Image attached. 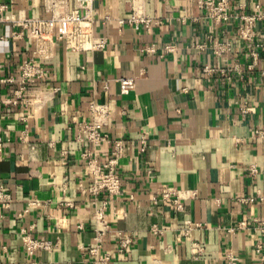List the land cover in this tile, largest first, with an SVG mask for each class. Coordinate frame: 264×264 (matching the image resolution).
Masks as SVG:
<instances>
[{
	"label": "crops",
	"instance_id": "0c3cea01",
	"mask_svg": "<svg viewBox=\"0 0 264 264\" xmlns=\"http://www.w3.org/2000/svg\"><path fill=\"white\" fill-rule=\"evenodd\" d=\"M201 1L94 0L93 35L105 46L73 51L60 40L39 59L21 19L49 17V0H0V264H93V215L103 204L107 264H231L232 256L234 264H260L264 17L244 39L240 16L264 12V0H231L230 17L220 22ZM134 9L160 23L147 32L119 22ZM30 58L46 74L17 98L20 67ZM122 76L135 78L126 94ZM91 103L107 109L98 145L81 137L94 119ZM116 141L119 193L95 197L80 151L103 163ZM165 186L182 209L161 198ZM118 232L131 239L123 252ZM24 234L54 247L30 256ZM193 243L202 247L197 256Z\"/></svg>",
	"mask_w": 264,
	"mask_h": 264
},
{
	"label": "built area",
	"instance_id": "2783aa9c",
	"mask_svg": "<svg viewBox=\"0 0 264 264\" xmlns=\"http://www.w3.org/2000/svg\"><path fill=\"white\" fill-rule=\"evenodd\" d=\"M94 0H76V6L73 9L67 8V0H49V11L51 15L46 18L26 17L21 19L22 25L28 29L29 35L35 42L34 53L39 59L48 58L52 55L53 44L55 41H64L65 46L69 50L83 51L102 49L105 46V40L93 35V17L92 3ZM201 5L208 10V13L215 21H227L230 17L231 0H203ZM4 5H2L3 7ZM136 8V7H135ZM264 17V12H257L255 15L240 16L243 24L240 27L241 37L251 39L252 25L256 19ZM119 22H127L135 29H144L149 32L152 25L160 23L153 17L142 11L133 10L127 20H119ZM63 25V31H57V27ZM167 48L170 49L168 46ZM215 48L221 52L229 49L222 43H217ZM145 51L151 53L154 47H146ZM22 84L16 89V97L19 98L24 90V84L33 79H40L45 76L46 70L35 59L25 60L20 67ZM120 92L126 94L134 89L135 78L132 76H122L118 79ZM91 113L94 117L91 124H85L81 127V137L93 145H98L106 140V136L101 132V122L99 117L107 111L105 104L91 103ZM92 150L84 149L80 151V157L87 162L92 173V182L88 188L89 192L95 197L101 192H105L112 196L119 193V179L116 176L115 166L118 163V157L122 153V145L120 141L114 143L112 157L106 162H97L93 156ZM173 188L163 187L160 196L165 200H172L178 209H182V205L178 201V196ZM1 196V193H0ZM95 236L94 244L89 249L90 255L93 257V264H107L110 260V253L102 250V243L105 233L109 230V223L105 217V206L96 207L94 215ZM118 238L117 251L123 252L131 243V239L122 233L116 234ZM23 242L27 253L32 256L36 251L50 250L54 245L45 240H40L24 234ZM193 253L197 256L201 253L202 247L197 243H193L191 247ZM262 246L257 245L256 251L261 252ZM236 257L232 256L229 263L234 264ZM29 264H38L31 261ZM260 264H264V256H262Z\"/></svg>",
	"mask_w": 264,
	"mask_h": 264
}]
</instances>
